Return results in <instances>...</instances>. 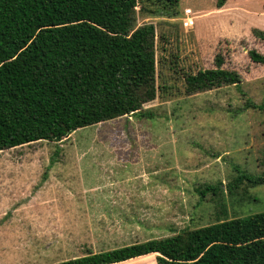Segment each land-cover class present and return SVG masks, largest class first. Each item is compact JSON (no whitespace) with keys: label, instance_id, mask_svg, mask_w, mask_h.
Returning a JSON list of instances; mask_svg holds the SVG:
<instances>
[{"label":"rangeland","instance_id":"374dc122","mask_svg":"<svg viewBox=\"0 0 264 264\" xmlns=\"http://www.w3.org/2000/svg\"><path fill=\"white\" fill-rule=\"evenodd\" d=\"M156 7V6H155ZM176 16L138 13L156 26L153 118L126 115L61 141L0 150V264H52L218 220L264 211V0H181ZM190 7L193 26L181 12ZM138 11L139 10L138 8ZM242 76L191 95L185 76L216 66ZM222 183L218 193H201ZM157 253L115 264H157Z\"/></svg>","mask_w":264,"mask_h":264},{"label":"trees","instance_id":"16d2710c","mask_svg":"<svg viewBox=\"0 0 264 264\" xmlns=\"http://www.w3.org/2000/svg\"><path fill=\"white\" fill-rule=\"evenodd\" d=\"M180 1L0 0V150L58 142L77 129L126 115L153 118L144 105L160 89L156 26L138 25L137 14L176 16ZM227 1L217 0V7ZM254 32L264 41L263 30ZM249 54L264 64L263 54ZM223 64L218 55L215 67L188 73L184 93L239 85L240 73ZM248 103L264 109V99ZM244 179L261 184L264 174L241 173L227 190L232 193ZM222 189V183L209 184L201 193ZM151 253H157V264H264V211L89 249L52 264H115Z\"/></svg>","mask_w":264,"mask_h":264},{"label":"built area","instance_id":"2783aa9c","mask_svg":"<svg viewBox=\"0 0 264 264\" xmlns=\"http://www.w3.org/2000/svg\"><path fill=\"white\" fill-rule=\"evenodd\" d=\"M184 13V17H183V25L185 27H190V26H193L194 25V12L192 11V9L190 7H187L184 9L183 11Z\"/></svg>","mask_w":264,"mask_h":264},{"label":"crops","instance_id":"0c3cea01","mask_svg":"<svg viewBox=\"0 0 264 264\" xmlns=\"http://www.w3.org/2000/svg\"><path fill=\"white\" fill-rule=\"evenodd\" d=\"M185 8H187V7H185Z\"/></svg>","mask_w":264,"mask_h":264}]
</instances>
